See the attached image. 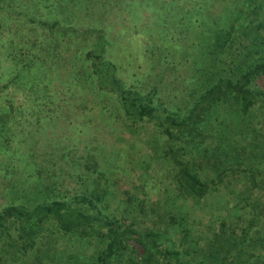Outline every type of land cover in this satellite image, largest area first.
Wrapping results in <instances>:
<instances>
[{
	"label": "trees",
	"instance_id": "16d2710c",
	"mask_svg": "<svg viewBox=\"0 0 264 264\" xmlns=\"http://www.w3.org/2000/svg\"><path fill=\"white\" fill-rule=\"evenodd\" d=\"M165 3L164 12L173 11ZM176 7L177 19L165 15L141 25L150 67L141 82L151 89L144 95L143 88L127 87L103 40L92 39L88 52L78 46L66 72L58 40L33 63L0 43L9 63L0 74V168L10 184L0 192V264H264V233L250 237L257 229L252 212L264 210V0H177ZM18 20L0 16V38L13 45L24 41V32L16 35L21 29L11 32ZM32 21L59 29L29 18L23 26ZM181 46L189 52L176 61ZM172 77L179 82L174 92ZM166 88L178 101L175 109L158 101ZM96 106L105 123L85 133L69 115L87 118ZM66 120L71 133L60 135ZM215 120L223 134L220 126L213 130ZM48 123L43 146H27V130L33 135ZM16 126L23 135L10 150L6 136ZM138 127L166 141L147 140ZM27 160L32 166L21 164ZM64 169L82 184L72 194L63 190ZM156 169L168 184L153 191ZM224 192L228 199L218 203ZM212 199L221 214L206 208ZM182 209L195 225L199 214L219 223L195 237ZM231 214L235 222L236 215L249 216L246 226L228 223Z\"/></svg>",
	"mask_w": 264,
	"mask_h": 264
},
{
	"label": "rangeland",
	"instance_id": "374dc122",
	"mask_svg": "<svg viewBox=\"0 0 264 264\" xmlns=\"http://www.w3.org/2000/svg\"><path fill=\"white\" fill-rule=\"evenodd\" d=\"M166 1L167 3H169L170 7L173 8V11L168 13L164 12L163 6L164 4H166ZM176 4L177 0H0V16L5 20H15L17 18L19 19L17 24L11 23V32L14 34L16 28H19L21 30L17 31V36H20L19 32L25 33V36L23 37L24 41L20 45H13V42L9 41L6 37L0 38V43L8 45L9 48L11 45L12 50L15 52L14 54H17L16 59H21L25 63H33L39 60L38 54L40 51L46 52V48L48 46L50 48V44L53 39L58 40V43L60 45L58 46L59 49L57 48V50H61L62 52L61 54H58L59 57L57 58V60L61 64H63V68L65 70L64 72H66L67 68L72 65L71 62H69V56L77 52L78 46H84V48H86L88 52L89 50L94 49V45H96L97 43H102L103 40L106 43L107 50L105 56L107 57L110 54L111 60L114 62V64L117 65L120 76L122 75L121 77L126 82L127 87L131 89L133 88V91L134 86L136 90H140L141 88H143V91L141 92L142 95H144L151 89L150 86H144V82H141V80L143 79H148L147 77L149 76L148 73L150 71V67L148 66V62L146 61L145 57L147 50L146 43L148 34L142 31L141 25L146 24L150 21L154 22L156 21V19L159 20L161 19L159 17L165 15L171 20L177 19L179 14L177 12ZM26 18L34 19L37 21H44L50 24L59 23V29L50 31L42 26L36 25L34 21H32L33 23L27 22V27H24V23L22 22ZM134 23H138V31L137 28L134 26ZM91 30H94L95 33L93 35H88V38H85V34L89 33ZM84 38L86 41H84ZM92 39L95 40L94 45L92 44ZM41 41L44 42V44H40ZM32 44L35 45L33 46ZM181 47H178V50L176 51V61L182 58V50H184L186 54L187 52H189L187 49L183 47L182 49ZM53 52H55V50H53ZM5 64L7 66L9 65L6 60V57L4 55H0V74L7 68ZM185 69L186 68L184 67L183 69L178 70L176 72L177 75L180 76L184 74L186 72ZM168 80V77H165L163 79L164 82H167ZM156 82H160L159 78L156 79ZM176 86H179V82L176 78L172 77V86L170 88V91L171 89L173 90V92L177 91ZM142 95L140 96L143 97ZM158 96L160 97L158 100L160 104L164 103L165 105H174L173 109L176 108L175 104L176 102L178 103V101L175 99L173 93L168 92L167 88L161 90ZM20 97L21 95H19V98ZM100 108L101 106H96L92 111L88 112L90 115H88L87 118L85 115L79 117L80 114L72 113H70L69 117H74L78 119V124L81 125V128L84 130V132L87 133L93 131V129L96 127L98 128L100 122L103 124L105 123L106 118L104 114L100 113ZM117 118L119 120L124 119L122 116ZM85 119L87 121L92 120L93 124H87L86 122H84ZM118 119L116 121V127L118 126V128L122 129L123 125H118ZM215 122L217 126L212 125L215 126L213 130L220 126L221 128H218L216 131L219 134H223L225 129L220 124H218L217 120H215ZM51 127L52 126L49 125V123L43 124L42 126H40L38 131L34 132L33 135H31V130L28 129L26 132L28 138L26 145L31 148H33V146L34 148H41V145L43 146L44 144L45 136L49 133ZM134 128L135 127H133V129ZM138 128V133L141 132L147 140H152L151 135H156L155 131H153V128H149L150 130L147 129L146 131L143 127ZM235 131L236 128L233 126L232 132ZM19 132H21L20 126H16L14 127L13 133L7 134L6 141L7 146L10 147V150H13V148L17 146L18 140H16L15 137L17 135H23V132H21L20 134ZM59 132L60 135L64 133H71L68 129L67 120L65 123H60ZM78 133L81 137L80 140L83 142L86 139L84 137L83 131H78ZM73 135H75L74 130L71 136ZM35 136L41 141H33V138H35ZM249 136L250 138L254 139V134L251 133ZM157 138L161 141L163 140V143L166 141L164 138H162V136L156 135V139ZM118 143L124 144L122 142ZM260 144L264 145V136H262ZM83 146L84 144L81 143V148H83ZM145 148H148V146H145ZM155 152V158L153 159V161L158 157L157 155L159 153V149L157 148ZM21 164L32 166L29 160H27L26 162H22ZM164 164L166 165V162ZM247 164H249V162H247ZM18 169L22 171L21 174H19L20 177L25 174V170L23 168H20V165ZM161 169L165 168L163 167ZM2 171L3 169L0 168V192L5 191L7 187H10V184L7 181L8 177H1V175L3 174ZM156 171L152 173L153 176H158V174L160 173L159 171H157L156 173ZM69 172L70 170L66 171L64 169V171L60 172V174L62 176V183L64 182V184L71 186V188H68L67 185H64L63 190L67 188L69 194H72L73 190L77 191L78 188H81L82 184L77 183L76 185L75 182H78L77 178L73 179L72 177H70ZM162 175L163 174H160L161 177L158 176L159 181L155 184V189H153V191H155L156 188H160L162 182H165L164 185L168 184L166 183L167 176ZM170 179L173 180L176 178L171 176ZM223 194L224 196H226V198H224L222 201H219L218 203H225V201L228 199L227 194L225 192ZM257 200L262 201L261 197ZM3 203L6 204L4 201ZM209 203L206 206L208 210L213 211L214 208L217 213L221 214V212H219L221 208H218L217 206L218 203H213V199L209 201ZM239 207L240 206H238V208ZM199 211L202 212L201 209H199ZM203 211H205V209ZM179 213L180 216L188 217L189 215L187 226L194 233L195 237H197L201 233L200 231H204L208 227L212 228L214 223H219L216 218H213V225H211L212 223L206 217L203 218V216L199 214L200 216H197V219H200V221L195 222L197 223L195 225L193 224L189 211L187 214V210L185 211L184 209H182L181 211H179ZM263 215L264 210H262V208L257 213L252 212V223L254 224V227L257 226V229H255V231L250 234V237H252V239L256 238L259 233L260 236L263 237ZM234 216L235 215L231 214L228 217L229 220H227V222L238 223L240 227L246 226V223L249 220V216L243 215L242 218L239 219V216L236 215V218L238 219L237 222L232 221V218ZM194 217H196L195 214L193 215V219ZM244 217L245 219H243ZM198 223H202L205 226L204 229L199 227ZM211 235L212 233L209 232L208 236L211 237Z\"/></svg>",
	"mask_w": 264,
	"mask_h": 264
}]
</instances>
